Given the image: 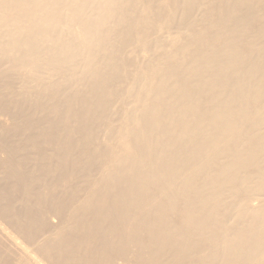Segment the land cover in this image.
I'll return each mask as SVG.
<instances>
[{
    "label": "bare ground",
    "instance_id": "1",
    "mask_svg": "<svg viewBox=\"0 0 264 264\" xmlns=\"http://www.w3.org/2000/svg\"><path fill=\"white\" fill-rule=\"evenodd\" d=\"M154 23L175 25L177 36L151 44ZM0 24L12 44L0 48V105L11 119L0 130L12 133L0 140L9 168L0 211L27 245L54 264H115L116 250L132 248L129 264H161L163 251L184 261L206 254L189 264H264V0H0ZM134 44L152 56L129 77ZM48 64L58 84H43ZM19 68L39 79L35 111L15 99L32 98L13 87ZM131 92L115 143L102 147L95 123L110 128L111 102L124 107ZM26 158L55 181L25 174ZM73 163L99 177L74 182ZM30 181L44 185L19 200ZM2 233L0 264L7 247L27 246Z\"/></svg>",
    "mask_w": 264,
    "mask_h": 264
},
{
    "label": "rangeland",
    "instance_id": "2",
    "mask_svg": "<svg viewBox=\"0 0 264 264\" xmlns=\"http://www.w3.org/2000/svg\"><path fill=\"white\" fill-rule=\"evenodd\" d=\"M86 10L88 11V9H86ZM177 19H178V17H176V20ZM59 27H61V26H59ZM0 28H1L0 46L1 45L3 46V47L1 46L0 48H7L12 44H10L7 41L8 36L4 33L5 29H4L3 24H0ZM130 32L134 33L133 31H130ZM152 32H156V33L154 35L150 36V43L151 44L157 38L160 39L164 44H167L169 41H171L172 38L176 37L178 34V30L175 27V25L169 27V26H166L164 24H158V23H154L152 25V29L149 31L148 35ZM62 33L67 38L72 37V30L62 29ZM39 41H40L41 48H43L46 45L45 37L40 36ZM133 46H134V51L132 53L129 50H128V52L126 51V56L128 57V58L127 57L126 58L128 59V61L133 60L136 62V63L131 64L129 66V70H128L129 71V77H130V75H133V69L135 67H139V66L144 65L145 63H147L149 61V59L152 56L150 49H148L147 46H137L136 44H134ZM48 55L49 54H45L44 56L46 57ZM104 55H105V53L104 54L101 53L99 58L104 57ZM153 57H154V54H153ZM51 67H53V64H48V65L41 68L40 78H41L43 84H45V83H48V84L49 83H57L58 84L60 81L59 74L50 75L49 72L51 71V69H50ZM98 67L100 68L101 66L98 64ZM10 68L11 67L9 66V64L7 63L6 60L2 61L1 70L6 71ZM138 72H140V70H135L134 74H136ZM10 76L12 77V79L14 81L13 87L17 92L23 91V90H28L27 91L28 93L26 92V94L32 96L31 99H24L25 98L24 92H20L18 95H16L15 99L17 100V102L19 104V108H29L31 111H35L37 104L39 102L44 103L43 98L41 99V98H38L37 95L36 96L34 95V93L36 94V92L34 90L35 84L37 83V81H39L38 77H36L35 74H29L25 78L24 74L21 71V68H19L17 70H12ZM60 85H61V87L57 86L53 89H55L57 91V95H58L57 98L59 99V102L62 104V107L65 108L66 107L65 105L68 104L66 98L68 97L70 92H68V90L62 84H60ZM130 95L131 96H129L128 99L125 100L124 107H122L121 104L117 100H113L111 102L110 112H109L110 120H111L110 121V123H111L110 128L107 125H105L103 122L95 123L94 127H96V132L94 133V135L98 134L99 139L102 142H104L102 147L106 146V143L108 142V140H109L110 144L115 143L114 139H117L116 132L118 130V127H119L120 121H121V119H120L121 118V110L124 108L128 111H131V109H132V103H133L132 92L130 93ZM8 99L9 98H4L3 102H8ZM17 106L18 105H16V107ZM0 107H1V109H0V126L10 128L11 127L10 116L7 112H5L6 109H4L1 105H0ZM16 107H11L10 109L16 110L15 109ZM260 131L264 132V128H261ZM114 132H115V134H114ZM11 134H12L11 132L5 134L3 131L0 130V140L7 139L8 137L11 136ZM38 143L41 145L43 150L48 148L47 142H45L44 137H39ZM25 153H27L29 155H33V154H36V150L28 147L27 149L25 148ZM25 153L20 154L19 157H21ZM7 155H8V152L0 146V186H3L6 184L7 177L9 176L8 175L9 174V168L6 167V164H7L6 159L8 157ZM94 157H95V154H94ZM27 158H26L25 163L23 164V166H24L23 170H24L25 174L35 173L40 177V179H44V181L47 182V184H51L55 181L56 174L53 173V171H48V170H43V169L41 170L40 165L34 164V160H30ZM79 162H81V163L87 162V156L86 155L80 156ZM98 163H99V161H98ZM66 174H68V175L75 174L74 176H76L77 179L73 180V181L74 182H80V183L86 182V181H88V179L96 180L99 177V174L96 173V168H91L89 166L82 165V164L76 165L75 163H73L70 170L66 171ZM12 183H13V180L11 179L7 183L8 188H10V186H12ZM41 184L44 185V183H42V181L40 183L30 181L27 186H22L24 189L18 190L16 192V195L20 200L23 198L24 192L29 191V189H31L32 191H37L40 188ZM258 192H259L258 190H254V191L252 190L251 192H249L250 193L249 195L255 196V195H257L256 193H258ZM261 199L262 198H260V200H259V198L257 199L259 203L261 202ZM2 201H3V198H0V205L4 204V203H2ZM258 202H253V204L256 205V204H258ZM16 206L18 207L19 205L16 204ZM248 207L251 208V202L248 203ZM47 221L50 224V226H54V225L56 226V223L58 224V222H59L58 219L55 217L47 218ZM11 228L12 227L9 226L8 215H5L4 211H0V230L2 232H6L8 234V236H11V237L13 236L14 238H17V240L21 244L27 245L24 241L26 236L24 234L16 233L15 230L13 228H12L13 229L12 230ZM1 231H0V238L3 235V233ZM15 234H16V236L18 234V236L15 237ZM1 239H3L4 242L6 240L5 237L4 238L2 237ZM1 239H0V242H1L0 245L2 243H4L3 240H1ZM20 239H21V241H20ZM20 248H22V249H17L14 247H7L6 256H5L6 259H5V262L3 264H54L53 262H51V260L47 259V257H45L43 254H40V251L37 250L36 247H32V246L27 245V246H22ZM131 252L132 253L136 252V249L134 250L132 248ZM132 253H129V252L124 253L120 250H116L114 252L115 264H116V262L119 264L120 263L121 264H123V263L129 264L130 262L127 259H125L124 257L127 254L132 255ZM162 255L163 256L161 258V264H189L190 261L198 262V261L204 260L205 258L204 259H202V258L206 254L198 255V254H191L190 253L189 257L185 261L181 260L180 256H178L177 258H172V259L168 258L164 251H163ZM147 256H148V254H147V252H145L144 257H147ZM216 263L217 262H213L212 264H216Z\"/></svg>",
    "mask_w": 264,
    "mask_h": 264
}]
</instances>
